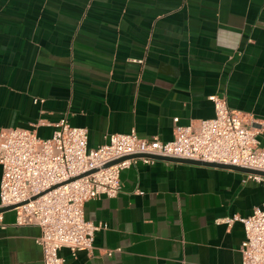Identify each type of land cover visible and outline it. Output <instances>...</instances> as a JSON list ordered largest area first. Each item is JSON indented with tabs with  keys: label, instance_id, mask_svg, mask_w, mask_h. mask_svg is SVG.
I'll list each match as a JSON object with an SVG mask.
<instances>
[{
	"label": "crops",
	"instance_id": "0c3cea01",
	"mask_svg": "<svg viewBox=\"0 0 264 264\" xmlns=\"http://www.w3.org/2000/svg\"><path fill=\"white\" fill-rule=\"evenodd\" d=\"M211 93L264 147V0H0V127L48 137L65 117L90 147L132 128L169 140L174 116L214 115ZM120 181L85 201L106 226L91 249L61 247L63 264H242L243 224L220 219L264 200L245 171L157 159ZM14 219L3 211L0 264H43L39 226Z\"/></svg>",
	"mask_w": 264,
	"mask_h": 264
},
{
	"label": "built area",
	"instance_id": "2783aa9c",
	"mask_svg": "<svg viewBox=\"0 0 264 264\" xmlns=\"http://www.w3.org/2000/svg\"><path fill=\"white\" fill-rule=\"evenodd\" d=\"M208 98L213 102L214 115L189 123H180L174 116L169 140L143 137L132 128L109 133L104 142L90 147L87 129L70 124L65 117L54 123L48 137L37 135L33 128L0 127V226L4 225L1 208L13 205L10 209L15 211L16 224L39 226L36 241L42 249L43 264H63L64 258L58 253L61 247L73 253L91 249L95 232L106 226L103 221L85 217V201L115 197L122 186L120 171L131 164L153 163L159 159L154 155H159L264 170V147L258 145V130L222 95L211 93ZM115 159L119 160L106 165ZM246 175L264 184V174ZM220 220L243 224L241 263L264 264V200L249 214Z\"/></svg>",
	"mask_w": 264,
	"mask_h": 264
},
{
	"label": "water",
	"instance_id": "95a60500",
	"mask_svg": "<svg viewBox=\"0 0 264 264\" xmlns=\"http://www.w3.org/2000/svg\"><path fill=\"white\" fill-rule=\"evenodd\" d=\"M124 157H121L119 159H122ZM154 157L159 158V159L173 160V161H182V162H190V163H197V164L227 167V168L237 169V170H241V171H245V172H256L259 174H264V170H259V169H254V168H249V167H244V166H239V165H234V164H228V163L204 161V160L190 159V158L169 157V156L163 157V156H159V155H154ZM119 159H115L113 161H110V162L106 163V165L111 163V162H115ZM12 207H13V205H8V206L2 207L1 209L7 210V209H10Z\"/></svg>",
	"mask_w": 264,
	"mask_h": 264
}]
</instances>
